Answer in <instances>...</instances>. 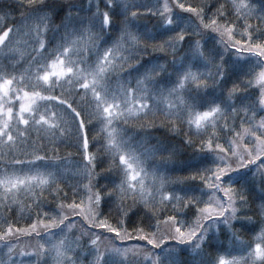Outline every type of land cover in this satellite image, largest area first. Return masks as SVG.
Returning a JSON list of instances; mask_svg holds the SVG:
<instances>
[{"label":"snow or ice","instance_id":"6c2138e0","mask_svg":"<svg viewBox=\"0 0 264 264\" xmlns=\"http://www.w3.org/2000/svg\"><path fill=\"white\" fill-rule=\"evenodd\" d=\"M0 57V207L35 204L27 227L3 218L0 264H264V0H0ZM130 120L163 139L133 142ZM33 131L81 157L72 196L57 188L46 211L36 197L64 161ZM22 236L44 243L27 252Z\"/></svg>","mask_w":264,"mask_h":264},{"label":"trees","instance_id":"16d2710c","mask_svg":"<svg viewBox=\"0 0 264 264\" xmlns=\"http://www.w3.org/2000/svg\"><path fill=\"white\" fill-rule=\"evenodd\" d=\"M73 2L79 3L80 0H73ZM136 2L141 3V4H152V3H156V0H136ZM137 23L143 25L146 22L144 20H138ZM27 54L28 53L26 50L25 56H27ZM144 55L146 56L147 54H144ZM157 55H161V54L157 53ZM4 63L5 61L3 60L2 57H0V65H3ZM25 68H27L26 64L24 65V67L18 66L17 75L24 73ZM69 90L70 89H65V93L67 94ZM24 91H30V88L28 87L27 84H25L21 89V92H24ZM59 91L60 90L58 89L57 93H53V94H58ZM73 95H75L74 92H73ZM77 99H79V97H77ZM43 103L44 102L40 101L38 104H43ZM161 119H163V117H157V123ZM257 119H259V117H257ZM145 123H146L145 121L130 120L128 124L123 125L122 127L125 131L126 136L133 138V142H137L143 139L146 141H151V144H155L156 137H160L161 139H163L161 132H157L154 129H145L143 127ZM245 127H248V125H245ZM102 128H103V125L98 124L94 130L89 132L90 151L92 152L96 151V148L91 147L93 143V137H95L97 141H101V144L104 141V133L101 131ZM187 131L188 130L185 126L184 132L186 133ZM41 136H44V138L37 136L35 131H33V133L30 136V139L32 143L36 144L37 146L46 145L48 155L55 157L58 163H60L62 160L64 161V163H61V171L64 173L62 181L59 182L56 187H52L50 190L45 189L40 196L36 197L38 200L42 202V206L40 210L46 211L50 207L55 206V204L57 203V201L53 199V197L56 195L57 188H62L64 192L68 194L69 197L72 196V192L70 191L69 186L72 184H76L82 178L80 175H78L79 169L75 167V165L79 163L81 157H80V153L77 147L75 146L74 142L71 140L69 136L67 135H65L64 137L45 136V134L43 133L41 134ZM192 139L194 141H198L199 137L193 136ZM50 140L52 141L51 143H50ZM101 144H98L97 148L101 147ZM147 146L150 147L151 145L149 144ZM25 147L31 150L29 145H25ZM53 148H55V152H53ZM22 151H24V148H21L20 145L18 144L16 146V154L19 155V153ZM0 153H2V155H0V159L10 158L7 148H0ZM187 154L191 155L192 150L187 149ZM97 171H99V169H97ZM117 174H118V170L114 171L113 175L115 176ZM178 175H186V174H178ZM37 191H39V189H37ZM21 200H22V206L21 207L13 206L14 212H4L3 208L0 207V224H2L3 218L5 216H11L14 226H19V227L28 226L30 219L34 217L35 204L33 203V200L31 198L21 196ZM59 202L67 203L68 201L64 200L63 197H61ZM125 203H130V201H125ZM111 216L112 217L116 216L115 205L113 206L111 210ZM256 218L257 217H254V219ZM74 219L79 220V217H74ZM17 221H19L18 224L16 223ZM164 229H165V226L161 225V228H160L161 232H163ZM254 235H255L254 233H247V232H244L243 230L240 231V239L245 242H251ZM13 242L17 244L18 249H23L24 251L32 252L35 250V246L38 243H44V240L42 239L38 240L33 237L22 236L18 240H14ZM105 243H108V242H105ZM126 243L133 244L136 242L127 241ZM139 243L141 246L146 245V241H140ZM169 243H172V242L169 241ZM225 243H226V246L229 247L230 249L232 248L239 249L242 247V245L239 242H236L235 244H231L228 242H225ZM45 247H47V245H45ZM147 247L150 248L151 246L149 245ZM13 255H15V253ZM233 255L239 256L240 252L235 251L233 252ZM46 258L50 261V264H51L52 257L48 256ZM185 258L187 259L188 257L186 256ZM226 258L230 259L231 257L226 256ZM7 259H8L7 249L0 247V260H7ZM88 259L90 260L91 257H89ZM17 260H19V258H17ZM25 264H33V262L29 258H25ZM84 264H88V261L87 260L84 261Z\"/></svg>","mask_w":264,"mask_h":264},{"label":"rangeland","instance_id":"374dc122","mask_svg":"<svg viewBox=\"0 0 264 264\" xmlns=\"http://www.w3.org/2000/svg\"><path fill=\"white\" fill-rule=\"evenodd\" d=\"M23 92H20V95L22 96ZM23 102L20 99H17L16 97L12 99L11 106H13L14 114L18 112L20 103ZM40 102V101H39ZM38 102V103H39Z\"/></svg>","mask_w":264,"mask_h":264}]
</instances>
